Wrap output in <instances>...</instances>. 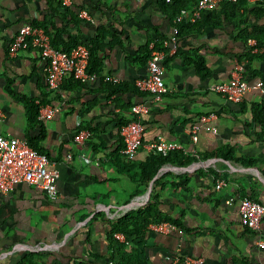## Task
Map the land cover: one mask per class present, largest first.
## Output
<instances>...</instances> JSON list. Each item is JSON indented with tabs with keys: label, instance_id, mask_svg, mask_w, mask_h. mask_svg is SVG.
I'll list each match as a JSON object with an SVG mask.
<instances>
[{
	"label": "crops",
	"instance_id": "1",
	"mask_svg": "<svg viewBox=\"0 0 264 264\" xmlns=\"http://www.w3.org/2000/svg\"><path fill=\"white\" fill-rule=\"evenodd\" d=\"M81 10L93 21L79 17ZM173 17L164 0H71L68 6L51 0H0V133L32 140L59 171L54 202L25 182L0 195V264H116L111 259L123 256L127 264H137L133 259L172 264L177 257L176 264H184L188 256L203 257L207 264H264V217L257 229H250L242 225L238 209L244 196L264 204V128L253 111L264 102L255 86L264 81V59L254 60L249 71L236 58L247 48L257 52L264 47L245 45L237 38L239 28L224 20L219 27L206 24L201 15L199 25L181 29L176 53L164 59L166 91L156 102L134 89L107 96L98 77L77 84L66 75L59 89L50 92L36 49L8 54L9 43L28 21L47 24L51 36L59 31L57 37L66 44L86 45L104 33L98 54L102 75L135 87V80L147 75L149 45L160 42L167 48ZM263 21L248 15L246 25ZM193 52L210 69L206 78L188 61ZM235 73L249 84L244 101L237 104L210 90ZM29 102L38 110L54 106L58 111L50 119L31 121ZM142 102L148 104L139 117L143 142L162 136L182 145V155L192 158L190 163H181L185 158L180 156L164 164L146 188L136 180L137 166L150 152L141 147L128 159L118 124L120 116L131 118L132 105ZM209 113L216 118L201 125L193 142L187 129ZM80 127L93 129L83 143L73 140ZM161 178L163 184L155 186ZM219 179L225 184L216 188ZM151 199L157 200V216L148 215V220L174 221L184 233H157L146 226L139 233H124L126 242L115 239L113 232L122 231L115 225L145 210ZM133 224L139 218L130 221V229Z\"/></svg>",
	"mask_w": 264,
	"mask_h": 264
},
{
	"label": "built area",
	"instance_id": "2",
	"mask_svg": "<svg viewBox=\"0 0 264 264\" xmlns=\"http://www.w3.org/2000/svg\"><path fill=\"white\" fill-rule=\"evenodd\" d=\"M63 5H70L71 0H60ZM170 3L171 0H164ZM236 2L237 0H197L188 8L180 9L173 20L171 35L165 41L164 47L158 48L154 43L149 45V57L146 62L147 75L135 80V87L140 92L147 93L151 100L160 101L166 91L163 61L166 57L176 53L178 47L179 26L182 23H195L200 16L206 12L217 9L222 2ZM251 3L263 0H246ZM79 17L93 21L87 10H81ZM168 42V44H166ZM249 45H255V40L249 39ZM36 49L45 63V81L47 89L55 92L63 82L66 75H72L80 82L85 83L97 78L95 73L87 71L89 61V50L84 44H77L69 52L56 49L51 44L49 34L43 27L36 26L32 21L21 25L12 41L8 45V54L13 57L19 50ZM254 51H257L255 48ZM107 78V77H105ZM112 82H117V78H109ZM255 86L264 95V81L258 80ZM249 84L238 73H235L228 81L218 82L210 86V90L221 94L225 99L232 103H242L244 101ZM148 104L136 103L131 106V120L119 128V135L123 144V154L132 159L136 156L141 147H145L150 153H158L166 156L173 151H182V145L168 141L162 136L156 139L143 142L144 126L139 120L140 115L146 111ZM58 111L54 106H41L38 110V119H50ZM4 118V112L0 108V122ZM214 113L202 115L198 122L193 123L187 132L193 142L198 139V132L201 125L215 119ZM207 129L215 131L214 127L206 126ZM88 129H78L73 135V140L83 143L91 137ZM70 158V154H67ZM56 162L50 160L45 153L29 145L25 139L13 136H3L0 133V195L13 190L16 184L25 182L44 190L50 201L58 199L59 191L57 179L59 171L55 167ZM224 181L219 179L215 182V187L220 188ZM232 199L227 202L230 203ZM239 217L243 226L250 229H257L261 219L264 217V204L249 197H242L239 201ZM148 229L157 233L168 234L175 232L182 235L183 229L171 221L150 222ZM113 237L121 242H126L123 231L113 232ZM180 258H175L172 264H176ZM184 264H207L203 257H185Z\"/></svg>",
	"mask_w": 264,
	"mask_h": 264
},
{
	"label": "trees",
	"instance_id": "3",
	"mask_svg": "<svg viewBox=\"0 0 264 264\" xmlns=\"http://www.w3.org/2000/svg\"><path fill=\"white\" fill-rule=\"evenodd\" d=\"M53 4H58L62 5L60 0H51ZM197 0L194 1L193 4H195ZM193 4H189V0H171L170 2V8H171V13L174 15L173 18L179 13L180 9L182 8H188L193 6ZM254 5L250 6L249 3L246 0H237L236 2H222L220 6L217 8V10H211V11H206L202 14L203 18L207 19L206 24H210L216 27L221 26L223 20L226 23H230L234 28L238 29L239 28V34L237 36L238 39H240L245 45L248 41V39H254L256 41V45L259 48L264 47V21L259 23L258 25H246V19L248 18V15L254 18L256 21L260 22L264 20V0L261 2H255L253 3ZM190 5V6H189ZM201 17V16H200ZM174 20V19H173ZM32 23L36 26L43 27L46 32H48V26L45 23H41L38 21H32ZM199 25L200 24V18L195 22V23H183L179 26V35L181 33V29L183 27H190L192 25ZM242 28V26H244ZM59 32V31H58ZM53 34V36H50L51 39V44L53 47L56 49L62 50L64 52H69L72 47L78 44L77 41H70L68 44L64 43L61 38H58L57 33ZM58 34H61L60 32ZM104 33H100V37L86 43V46L89 50V61H88V66H87V71L89 73H95L96 76L101 80L102 86L101 90L105 91L107 93V96H110L112 94H118V93H123L126 90L129 89H134L135 91H138L136 87H131V85L127 84H116L109 82L107 78L102 75V63L100 58L98 57L99 52L102 50V44L100 43L99 40H102L104 38ZM99 41V42H98ZM156 46L158 48H162V45L160 42L156 43ZM252 47L247 48L244 53L241 55H237L236 58L238 62L244 63L245 66H247L248 70L250 71L252 69L251 65L254 60L257 59H264V51L259 50L257 52H251ZM149 57V54H148ZM148 57H146L148 59ZM146 59V62H147ZM188 61L195 64L197 68V72L201 78H206L211 74L210 69L207 67L204 58L199 55L197 52H193L189 54ZM252 71V70H251ZM255 72V71H253ZM259 75H261L259 73ZM75 77L72 76V80L77 83L81 84L78 79H74ZM263 79V76H261ZM105 80V81H104ZM140 92V91H139ZM30 107H29V117L31 121H34V119L37 118L38 116V106L34 105L32 102H29ZM254 111V116L255 119L257 120L258 123L264 128V102L260 106H255L253 107ZM131 118H125L124 116H120V119L118 121L119 128L127 123ZM82 128V127H80ZM85 128V127H83ZM82 128V129H83ZM87 128V127H86ZM91 134H93V129L92 128H87ZM29 145L32 146L33 148L37 149L41 153H45L42 148L37 146L32 140H27ZM224 148H227L226 150L229 151L230 147L226 146ZM229 148V149H228ZM232 151V150H230ZM181 151H173L167 154L166 156H163L158 153H150L144 162L140 163L138 167V175L136 176L137 182L142 186V188H146L149 183L153 180L154 176L157 174L159 169L166 163L169 162H174L177 158L180 156H183L182 153L179 155ZM46 154V153H45ZM47 155V154H46ZM210 155V154H208ZM48 157V155H47ZM185 159L180 160L181 163H190L192 158L190 157H185ZM224 158H230V155L225 154L223 156ZM250 162H247L249 164ZM164 182V179H159L154 181V185H162ZM154 186V187H155ZM140 192V190H137V193ZM245 197V196H244ZM247 197V196H246ZM157 202L156 199H151L149 201L147 208L145 210L139 211L137 214H128L124 219H122L119 223L115 225L113 229L115 230H122L124 233L128 235V232L132 233H139L144 230V228L151 222L148 220V215H154L157 216V212L155 209V203ZM143 218H140L142 217ZM139 218V224H133L135 226V229H130V221ZM153 221V220H152ZM175 223L174 221H171ZM177 224V223H175ZM178 225V224H177ZM112 238V234L110 236ZM114 244V243H113ZM118 246L120 248H124L125 244L124 243H119ZM129 255H132V253H128ZM127 259L128 257H122L121 259H117L116 257H113L111 259L112 262L116 264H127ZM134 262H137V264L140 263V261H137V259H133ZM23 264H31L29 262L22 261ZM21 263V264H22Z\"/></svg>",
	"mask_w": 264,
	"mask_h": 264
}]
</instances>
